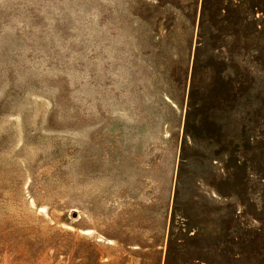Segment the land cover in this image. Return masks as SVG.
Wrapping results in <instances>:
<instances>
[{"label": "rangeland", "instance_id": "obj_1", "mask_svg": "<svg viewBox=\"0 0 264 264\" xmlns=\"http://www.w3.org/2000/svg\"><path fill=\"white\" fill-rule=\"evenodd\" d=\"M0 264H264V0H0Z\"/></svg>", "mask_w": 264, "mask_h": 264}, {"label": "trees", "instance_id": "obj_2", "mask_svg": "<svg viewBox=\"0 0 264 264\" xmlns=\"http://www.w3.org/2000/svg\"><path fill=\"white\" fill-rule=\"evenodd\" d=\"M193 86L191 89V95H190V100H191V105H189V112L187 113V118H186V123H185V129L188 130L189 126H190V116L192 115V109L194 110L195 107L198 105V103H196L195 101H193Z\"/></svg>", "mask_w": 264, "mask_h": 264}]
</instances>
